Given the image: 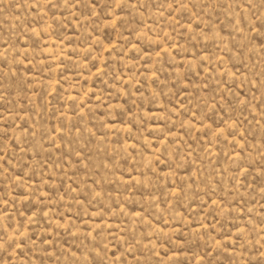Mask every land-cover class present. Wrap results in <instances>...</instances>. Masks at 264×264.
I'll list each match as a JSON object with an SVG mask.
<instances>
[{
  "label": "rangeland",
  "instance_id": "rangeland-1",
  "mask_svg": "<svg viewBox=\"0 0 264 264\" xmlns=\"http://www.w3.org/2000/svg\"><path fill=\"white\" fill-rule=\"evenodd\" d=\"M0 264H264V0H0Z\"/></svg>",
  "mask_w": 264,
  "mask_h": 264
}]
</instances>
